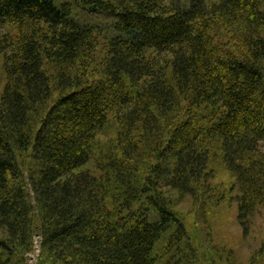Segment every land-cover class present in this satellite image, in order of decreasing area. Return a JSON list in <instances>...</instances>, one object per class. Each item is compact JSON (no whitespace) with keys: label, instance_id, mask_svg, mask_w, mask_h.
I'll return each instance as SVG.
<instances>
[{"label":"trees","instance_id":"trees-1","mask_svg":"<svg viewBox=\"0 0 264 264\" xmlns=\"http://www.w3.org/2000/svg\"><path fill=\"white\" fill-rule=\"evenodd\" d=\"M90 2L0 0V264H197L213 150L244 235L264 204V0Z\"/></svg>","mask_w":264,"mask_h":264},{"label":"rangeland","instance_id":"rangeland-1","mask_svg":"<svg viewBox=\"0 0 264 264\" xmlns=\"http://www.w3.org/2000/svg\"><path fill=\"white\" fill-rule=\"evenodd\" d=\"M53 1L57 5L71 3L72 17L75 20L91 22L105 28L111 27L105 15L91 10L90 0ZM4 85V58L0 56V96ZM211 158L209 164L213 175V178L209 179L211 187L201 188L199 192L207 191L198 194V197L178 196L174 191L175 209L190 231L194 244L196 247L198 245V263L256 264L260 257H257L258 252L264 250V204L256 208L250 218L248 232L244 235L243 226L238 221L237 202L232 199L235 192L231 190V186L235 178L226 168L218 150H213ZM160 253L162 256L161 250ZM40 254L41 237L35 235L34 250L29 254L28 264H37ZM167 257H158L157 264H166Z\"/></svg>","mask_w":264,"mask_h":264}]
</instances>
